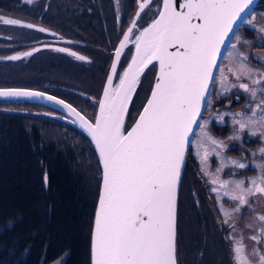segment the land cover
Segmentation results:
<instances>
[{"label":"snow or ice","instance_id":"1","mask_svg":"<svg viewBox=\"0 0 264 264\" xmlns=\"http://www.w3.org/2000/svg\"><path fill=\"white\" fill-rule=\"evenodd\" d=\"M251 2L183 0L181 4L179 0H163L157 18L135 36V54L119 77V84L113 88L122 50L136 27L134 20L115 52L94 124L64 101L47 97L62 105L70 115L79 118L80 126L95 143L103 167L92 236V264H177V191L181 169L189 146L193 143L190 137L194 135L211 146L210 149L205 148L203 153L197 151L202 164L207 162L210 154L220 160L215 173L211 174L210 182L219 186L223 196L238 202L232 212H239L244 206L250 207L251 197H264V163L257 165L260 174L250 178L247 187L243 180H221L220 174L226 167L245 169L248 165L239 160L227 159L224 152L229 145L210 134L207 130L208 121L199 123L202 110L211 106L208 99L210 85L217 82L214 72L218 71L221 73V96L227 97L233 88L238 87L249 93L252 101L256 102L258 89L243 81L262 86L259 89L261 98L255 107H249L250 115L233 113L232 116L233 125L239 126V132L247 129L252 136H264V72L252 69L246 63L237 66L230 64L227 73L239 82L233 83L229 81V75L225 74V68L219 67L217 63L223 58L222 48H236L235 43H230V33ZM149 3L150 0H141L137 19ZM0 21L6 25L33 27L3 16H0ZM226 41L229 43L226 44ZM69 54L76 56L75 53ZM30 55L31 52L24 53V56ZM76 58L85 59L83 56ZM8 59L18 60L21 57L11 56ZM242 59L246 61L247 57ZM153 61L159 64V74L151 97L134 127L125 134L124 118L132 93L139 83L140 75ZM42 96L40 92L0 89V97L5 98ZM219 120L223 122V115L219 116ZM196 129H199L198 133ZM229 139L238 140L240 136L237 133ZM259 151L264 157V148ZM202 171L205 170L202 168ZM205 175L209 173L205 171ZM44 184L47 187V174ZM213 191L220 195L217 188H213ZM221 212L225 216L224 224L234 229L235 224H229V214L223 205ZM256 220L261 226L257 234L249 239L260 244L264 239V214L258 215ZM233 253L236 264H264V253L254 247L252 253L248 254L243 237L233 241ZM250 256L258 259L254 261Z\"/></svg>","mask_w":264,"mask_h":264},{"label":"flooded vegetation","instance_id":"2","mask_svg":"<svg viewBox=\"0 0 264 264\" xmlns=\"http://www.w3.org/2000/svg\"><path fill=\"white\" fill-rule=\"evenodd\" d=\"M137 2L138 0H31V2H29V0H0V9H2V11H0V16H3L4 18L17 19L22 24L33 25L32 28H27L20 25H6L0 21V61L5 62L4 75L10 81L6 85L0 86L18 88L37 87L36 89L63 98L74 106L77 104L61 95V93L66 92L74 94V92H77L86 98H90L93 95L88 93V73L93 75L96 74V71H100L102 77L99 79L98 85L100 86L102 84L108 74L113 52L127 28L129 20L133 15L131 12H133L134 6ZM78 11L82 13L79 14ZM262 11L264 12V0H261L257 4L256 8L238 28L231 41V43H235L237 45L234 49V62H230L229 51L227 50L224 56L225 58H223L219 66H223V68H225V72L227 71V66L230 64L237 66L241 63H246L255 70H258L264 64V42H252L251 47L238 44L240 41L236 42L239 37V33L244 34L249 38V30L246 31L243 29V24L253 14V12L258 13L257 18L260 15L264 17V13L262 14ZM63 14H68L71 17L80 16L81 18H73L62 21L61 18ZM56 27L61 28L65 35L59 36L57 30L55 29ZM41 28L45 29V31H39ZM51 32L55 34H52ZM41 42L57 46L59 48L75 50L79 54L83 55L85 59L79 60L65 51L58 52L55 49L36 51L30 56H24V53H26L28 49L41 45ZM131 43H133V41ZM77 48H79L85 55ZM82 49H88V53ZM11 56H20L21 59L10 60L7 58ZM245 56L247 57L246 61L242 59V57ZM78 62L80 63V69H76L75 67L78 65ZM62 65H65V67L62 68ZM92 65L93 67L96 66L97 69H93L92 67L90 70L89 67ZM56 70L58 72H56ZM218 73L219 72L217 71L215 77H218L219 81L220 75ZM79 78L81 82H78ZM23 81L31 82L32 86L22 85L21 82ZM229 81L239 83L230 77ZM243 82L249 83L250 87H256L258 89V99L256 101L258 102L262 95L259 91L262 86L251 85V82L248 80H244ZM217 88H219V93H221V84L215 83L212 84L210 95L208 97L211 103L218 100L219 104H221V107L217 111H220L221 109L222 111H225L224 118L226 119V124L221 125L217 123V125L225 126L226 128L229 126L233 127L230 125V122L233 121V113H244L245 115H250L249 107H255L256 102L252 101L249 93L243 92L238 87L233 88L230 92L231 95L229 96L231 103H229L228 99H223L224 96L218 94ZM148 89H150V81L147 79L139 88L135 99L132 101L131 112H138L142 107L146 99V92L149 91ZM237 97H239V99H237ZM89 102H91L90 99H88V103ZM5 106L11 110L10 112L5 113L6 121L10 127L16 129L17 132H26L21 121L22 117L26 115L35 116L37 121L41 122L43 126L47 123L46 127L48 128L58 125L59 127L63 126L61 121L42 114V112H46L48 114L59 112L57 109L46 103L33 101H8L5 103ZM78 108L83 112H87L80 107ZM208 108L203 111L202 119L206 116ZM10 115L15 117H11ZM131 116L132 115H130V118ZM201 120L199 123H201ZM211 123L215 124V122L212 121ZM245 134L246 136L245 139H242V143H247L252 146L254 145V147L245 148L243 151L244 160L245 162H248L254 159L248 167L257 171L258 168L254 164V161L257 157H260L259 149H261L264 145V140L259 137L254 138L248 130ZM83 137L88 141V143H90L87 137ZM42 142L44 144H54L46 143V140H42ZM93 159L98 166L97 159ZM82 169L83 166L80 167V170H77V172L81 173ZM90 171L91 170L88 169V175ZM77 172L71 169L69 174H75ZM89 177H92V175L90 174ZM94 182V186H91L88 183V203L95 199V196L99 191V166L97 179H95ZM96 203L97 200L93 209H88V216L86 217V220L84 218L83 227L86 223L88 231L85 235L81 233V251H77V254L82 256V259L74 258L76 255L75 251L77 250V247H79L74 239L70 240L69 243L66 242L67 244L65 243L62 246L57 243L52 246V242L49 239L48 242H46V246L48 247H43L36 260L31 264H49L64 254L65 260L63 264H91V228ZM216 207L218 208V205ZM198 209L199 222H201L202 219L206 217V213L210 210L206 208V204H202ZM180 210L181 205H179V215H184V213ZM252 216L253 214L251 217ZM256 217L257 216H255V218ZM203 222H205V220ZM213 228L215 229L216 227ZM230 239L233 240L232 237ZM229 242L231 264L232 260L234 264H236L232 247L233 242L230 240ZM61 247L64 249H61ZM261 252L264 253V249H261ZM247 253L251 254L252 250L247 251ZM250 258L253 260L252 256H250ZM257 259L258 257H256L255 260Z\"/></svg>","mask_w":264,"mask_h":264},{"label":"rangeland","instance_id":"3","mask_svg":"<svg viewBox=\"0 0 264 264\" xmlns=\"http://www.w3.org/2000/svg\"><path fill=\"white\" fill-rule=\"evenodd\" d=\"M136 7H137V3L135 4L133 12L131 13L135 12ZM78 13L81 14L82 12L78 11ZM263 13L264 12L262 11V14ZM257 14H258L257 12H253V14L243 24V29H245L246 31L249 30L248 31L249 38L246 35L239 33V37L236 40V42L240 41V43L238 44L251 47L252 42L255 41H260V43L264 42V17L260 15L257 18ZM73 18L80 19L81 17L80 16L71 17L68 14H63L61 20L63 21ZM55 29L57 30L59 36L65 35L64 31L61 28L56 27ZM77 49L80 52H82L79 48ZM82 50L88 53V49H82ZM228 51L229 54H231L229 55L230 62H234V49L229 47ZM82 54L84 53L82 52ZM64 67L65 65H62V68ZM75 67L76 69H80L81 68L80 63L78 62V65H76ZM92 67L93 65L89 67V69L91 70ZM221 68H223V66H221ZM93 69H97V67L94 66ZM57 70L56 72H58ZM258 71L264 72V64L258 69ZM218 74L221 76L220 72ZM225 74L229 75L230 78L235 79L230 74H228L227 71L225 72ZM101 77L102 74L100 71H96V74L93 75L88 73V93L93 95L90 98H86L77 92H74V94L63 92L61 93V95L75 102L77 104V105L75 104L77 107H80L86 110L87 113L92 114L96 107L97 97L100 94L102 88V84L100 86L98 85L99 79H101ZM149 79H150V89H151L154 76L151 77L150 75ZM78 82H81L80 78ZM216 83H219L218 77ZM150 89L148 90L150 91ZM149 91L146 92L145 97H147ZM217 92L218 94H220L219 88H217ZM230 95L231 93H228L227 97L224 96L223 99H228V102L231 103V100L228 98ZM88 99H90L91 102L88 103ZM220 107L221 104H219L218 100L212 102L211 106L206 111V116H204L203 119L201 120V123H203L204 121H208L207 130L210 132V134L214 138L218 140H222L227 145H229L228 150L224 152V156L227 159L239 160L240 162L249 165L250 163L253 162L254 159L245 162L243 151L245 150V148L254 147V145L252 146L247 143H242V139H245L246 136L245 133L247 132V129H245V131L243 132H239L238 131L239 126L233 125V121L230 122V125L233 127L229 126L228 128H226L225 126L217 125V123L221 125L226 124V119L224 118L225 111H222V109L220 111H217ZM221 115H223V122L219 120V116ZM10 116L15 117L13 115ZM5 118H6L5 112H0V120H4ZM21 121L23 128L27 134H30L32 136H34V134H37L40 136L41 140H46L47 141L46 143H54V144H42V146L45 148V151L43 153L48 151V154H46L47 156L56 158L57 152L50 154L52 149H54L53 151L60 152V157L63 158L66 163L70 161V166H69L70 170L72 169L73 171L77 172V170H80V167L83 166L81 173L79 172L75 174L70 173L68 174L67 178L69 184L74 186L73 199H75L74 201L75 207L78 205L77 209L79 210V212L80 211L82 212V215L86 220V217L88 216V209H93L95 202L98 198V193H97L95 199L88 203V183L91 186L95 185L94 178L98 172L97 170L98 166L96 165L95 160L93 159L95 158V154L91 144L88 143V141L83 137L84 135L77 132L73 128H69L64 124H62L63 125L62 127H59L58 125V126H51L50 128H48L43 126L41 122H38L36 117L27 116V115L22 117ZM211 121L215 122V124H212ZM224 128L226 129L223 130ZM196 132L198 133L199 129H196ZM237 133L239 134L240 139L238 140L229 139V137H232L234 134ZM253 137L254 138L259 137L264 140V136H261L259 134ZM192 141L193 143L191 144L189 149L187 164L182 177L181 187H180V192H181V197H179V203L181 205L180 211H182L184 215H179L180 222L178 221L180 224V237L178 235L179 238L178 264H231L230 252H229V243H230L229 240L233 242L234 240L240 239L241 237H243V243L246 246L247 251L253 250L254 247L260 250L264 249V245H263L264 239L261 240L260 244H256L255 241L249 239L250 236L257 234L258 228L261 226L260 222L256 220L255 216L264 214V197L259 195L255 197H251L250 207L244 206L240 209L239 212H232L231 210L237 207L238 202L232 201L228 197L223 196L222 190H219V186L213 185L210 182L211 174L215 173L216 168L220 164L219 158H217L215 155L210 154L207 162L205 164H202L200 156L197 155V151L199 150L201 153H203V150L205 148L210 149L211 146L207 142H202L199 136L197 135H194ZM201 143L203 145L202 147H200ZM262 148H264V145L262 146ZM43 155L45 154L31 152L25 156V161L23 164L25 175L27 176V168H28V173L30 176L33 175L34 181L36 179L35 173H38L36 169V164H37L36 161L41 160ZM46 161L47 158L43 159L44 163ZM262 163H264V157H262L260 153V157H257V159H255L254 164L257 166ZM202 168L205 171H207L209 175H205V171H202ZM257 168L258 170L255 171L250 167H247L245 169L226 167L224 171L220 174V179L232 180V181L243 180L245 181V186L247 187L248 180L260 174V168L258 166ZM9 169H12V167ZM88 169L91 170L89 175H88ZM3 171H8V170L4 169ZM90 174L92 175V177H89ZM182 182H183V188H182ZM230 187L232 186L230 185ZM213 188H217L218 191H220L219 196L217 194V191H213ZM48 193L49 194L52 193L51 187H49ZM202 204H206V208L210 211L206 213V217L203 218L201 222H199L198 208ZM39 205L40 204L38 205L35 204V207H38V211H37L38 213L42 211V206ZM51 205L52 204H48L46 206L48 212L50 210V208L48 207ZM217 205L218 208L216 207ZM221 205H223L224 210L227 211L229 214L228 215L229 224L232 223L235 224L234 229L230 227L228 224H224L223 221L225 219V216L221 212ZM51 209H54L53 206L51 207ZM252 214L253 216L251 217ZM38 215L39 217L41 216L40 214ZM204 220L205 222H203ZM65 223L67 225L70 224L68 220L65 221ZM76 223L77 224L75 228H77L78 231H81L78 235L77 233H74L75 235H77L76 237L80 240L79 242L75 241L76 244L79 245L82 240L81 233L84 235L87 234L88 228L86 223L83 227V223L81 220L77 221ZM70 227L71 225L68 226V228ZM213 227L216 228L214 229ZM64 231L66 232V229H64ZM231 237L233 240L230 239ZM65 240L67 243H69L71 238L67 237V239ZM61 249L64 248L61 247ZM252 258L255 261L256 257L252 256ZM64 260H65V254L49 264H63ZM232 264H234L233 260H232Z\"/></svg>","mask_w":264,"mask_h":264},{"label":"trees","instance_id":"4","mask_svg":"<svg viewBox=\"0 0 264 264\" xmlns=\"http://www.w3.org/2000/svg\"><path fill=\"white\" fill-rule=\"evenodd\" d=\"M4 63L0 61V85L10 82L4 75ZM21 83L32 86L31 82ZM44 125L46 127L47 123ZM42 144L39 135L17 132L10 127L6 118L0 120V264H31L49 239L52 246L55 243L64 245L67 237L80 241L76 236L81 231L75 226L79 220L84 222V216L77 209L78 205L75 207L74 186L69 184L67 178L70 161L66 163L60 157V152L54 149L50 154L57 152L56 158L47 156L48 151L43 153L45 148ZM31 152L45 154L36 161L38 173H35V181L33 175H29L28 168L25 175L23 165L25 156ZM46 158L44 163L43 159ZM45 174L48 177L47 187L44 184ZM49 187L51 194L48 193ZM35 204L42 206L40 213ZM48 204H52L48 207L49 212L46 209ZM52 206L54 209H51ZM67 220L70 222L68 225L65 223ZM78 246L74 258L82 259L77 254V251H81V243Z\"/></svg>","mask_w":264,"mask_h":264},{"label":"water","instance_id":"5","mask_svg":"<svg viewBox=\"0 0 264 264\" xmlns=\"http://www.w3.org/2000/svg\"><path fill=\"white\" fill-rule=\"evenodd\" d=\"M258 1L259 0H252V2L249 5V7L247 9H245V11L243 13H241L242 19H238L236 21V24L233 26V32L230 33V37H231L230 43H231V41H232V39H233L236 31L238 30V28L240 27V25L244 21V19L257 6ZM140 2H141V0H138V8H137V11H136V13H135L132 21L130 22L127 30L125 31V33H127L129 27L132 26V23L135 20L136 27L133 29L132 38L128 41L126 47L122 50V55L120 57L119 63L117 64L116 77H114L113 84H112V87L113 88H115L119 84V77L122 76L123 75V72L128 68V65L131 63V59H132L133 55L135 54V36L136 35H139V32L140 31H142L144 28H147L154 21V19L157 18L158 11L162 8V4H163V0H150V3L148 4V6L142 12H140V16L137 19V12L139 11V3ZM179 2L182 4L183 3V0H179ZM146 14H148V15H146ZM51 33L52 34H55L53 32H51ZM125 33H124V35H125ZM124 35L120 39V41L118 43V46H117V48L114 51V58L112 60L111 66H112V64H113V62L115 60V52L119 48L121 41H123ZM132 41H133V43H131ZM228 43H229V41H226V44H228ZM43 47H48V46L47 45H41V47L31 48V49L27 50V52L33 53V52L38 51L39 48H43ZM227 49H228V47L222 48L223 58H224V55H225ZM172 50H174V49H172ZM72 53H75L76 56H82L81 54H78L76 52H72ZM223 58L222 59H219L217 61L218 66H220ZM153 64H155V76H154V80H153V84H152L151 90H150L149 94L147 95V97H146V99H145L142 107L139 109V112L137 114H134L133 115V118L131 119V125L127 128L128 116H129V112H130V108H131L132 101L135 99V96H136V94H137V92H138V90H139V88L141 86V83H142V80H143V77H144V73ZM111 66H110V70H109L108 76L111 73ZM216 73L217 72H214V76L216 75ZM158 74H159V64H158V62L153 61V63L149 64L144 69L143 73L140 75L139 83L136 85V88H135L134 92L132 93L131 99H130L129 104H128V110H127V113H126L125 118H124V125H123V127H124L125 134L128 131H130L132 127H134L136 121L139 119V115L142 113L143 108L146 106L148 99L151 97V92H152V90H153V88L155 86L156 78H157ZM107 81H108V77H107V80L104 83L102 92L100 94V98L98 100V108H97V111L95 112V114L93 115L92 118H88L85 114H83L82 112H80L76 107H74L69 102L65 101L63 98L57 97V96H55V95H53L51 93H48V92H45V91H42V90H39V89H34V88L1 87L0 89H22V90H27V91L40 92V93H43V96L42 97H32V98H22V97L21 98H5V97H0V100H23V101L41 102V103H46V104L50 105L51 107L59 110V112L54 113L52 115V117L53 118H56V119H58V120H60L62 122H65V123H67L69 125H71L75 129H77L78 131H80L84 135H86L90 139V141L92 142L93 148H94V150H95V152H96V154L98 156L99 162H100L99 153H98V151H97V149L95 147V143L92 140L91 136L88 134V132L84 128H82L80 126L79 118L76 117L74 114L70 115L69 112H68V110L65 109L62 105L56 104V103H54V101L48 100L47 97L48 96H52V97H55L57 100L64 101L65 104H68L71 107L75 108L77 110V112H79L81 114V116H83L87 121H89L90 123H93L94 124L95 123V119H96L97 115L99 114V102L103 99L104 90L107 87ZM211 86L212 85H210V89H211ZM203 111L204 110H202L201 117H202ZM192 138L193 137H190L191 140H192ZM187 156H188V152H187L186 157H185L184 165L182 166V169H181L180 182H179L178 191H177V200H176V224H175L176 229H177V213H178V203H179L180 186H181V181H182V177H183L184 170H185V166H186ZM100 165H101V169L103 171L102 164L100 163ZM101 187H102V183H101ZM100 191H101V189H100ZM97 207H98V204H97ZM97 207H96V210H97ZM94 223H95V218H94V222H93V226H92V236H93V231H94ZM175 247H176V234H175ZM175 255H176V252H175ZM91 264H92V255H91Z\"/></svg>","mask_w":264,"mask_h":264}]
</instances>
